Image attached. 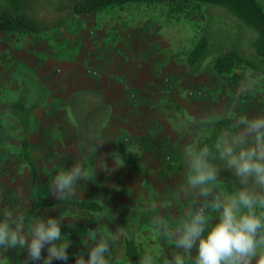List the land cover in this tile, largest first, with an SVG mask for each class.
Wrapping results in <instances>:
<instances>
[{
    "label": "rangeland",
    "instance_id": "rangeland-1",
    "mask_svg": "<svg viewBox=\"0 0 264 264\" xmlns=\"http://www.w3.org/2000/svg\"><path fill=\"white\" fill-rule=\"evenodd\" d=\"M73 1L29 0V13L43 30L42 35H24V38H20L22 45L30 49L29 37L35 41V45L37 41L40 43L46 59L49 56L60 58L61 73L68 74V82H98L94 80V75H90L88 60L98 58L100 61L102 57L101 60L109 64L107 79L114 82L110 97L115 101L121 98V88L118 87H121V82H131L133 89L138 88L147 96L167 95L171 103L182 108V114L186 119L188 117V121H206L211 124L227 121L236 131L240 130L239 119L243 116L239 114L234 101L232 104L227 103V98L215 94V85L220 82L232 85L243 82L244 87L245 82H264V73L237 63L231 71L218 74L211 68L213 56L199 73L190 72L186 63L187 53L197 39L205 35L214 46L237 50L258 67L264 68V58H260L253 47L256 33L236 21L225 8L195 1L180 4L166 1L130 3L95 13L74 15L70 10ZM258 2L262 6V0ZM123 22H131L132 25L141 23V31L136 39L137 51L131 55H121ZM163 27L167 29L163 30ZM135 32L137 29L130 31V34ZM128 41V47L132 48L130 43L133 39ZM153 46L159 48L157 54H149L148 49ZM118 57L121 74L117 65L112 67L111 63H118ZM70 61L77 64L71 65ZM70 66H75V69H69ZM89 77L92 81H84ZM149 80L151 86H142L149 84ZM132 93L133 90L128 94ZM74 100L78 104L77 120L63 114L57 120L55 130L51 125L40 130L38 127L33 129L29 149L37 164L38 178L33 181L30 168L23 159L16 161L14 175L21 180V184L19 191L14 192L16 195H12L8 201L13 207L11 216L23 215L26 229L35 219L47 216L61 219L63 242L69 243L66 264H74L75 259L71 258L86 251L85 244L94 233L103 236L114 233L110 264H128L124 259L125 232L122 228L105 216L60 202L50 190L55 174L79 163L90 169L95 178L81 181V185L68 199L95 200L114 212L133 230L141 258L152 254L156 264H166L176 254H182V250L177 249L172 242V231L195 208L206 206L215 196L230 195L225 184L217 181L213 193L203 197L198 188L193 189L189 184L187 189H179L175 177L169 186L162 183L165 169H168V173L174 171L173 175L177 176L174 170L177 165L175 160L172 163V157L176 158L179 153L163 149L158 161L146 162L145 159L143 165L135 164L134 156L140 152L134 153V147L126 137L128 135L121 131V100L117 102L119 114L109 113L105 105L101 109V103L88 92L75 94ZM173 112L175 118L170 127L175 144L181 140L188 141L185 152L195 148L199 131L189 129V124L180 119L179 112L174 108ZM75 124L77 127H74ZM187 129L191 132L185 136ZM149 154L147 150L142 151L144 157ZM166 155H171L169 161H166ZM182 156V162L185 163L179 168L187 169L189 165L185 153ZM35 201L49 205L34 206ZM7 217L0 213V220ZM211 222H216L215 213ZM165 230L168 235L164 234ZM259 251L264 252V246ZM195 256L193 248L185 254L186 264H195ZM24 259L26 253L23 251H0V264H24ZM52 264L65 262L54 260Z\"/></svg>",
    "mask_w": 264,
    "mask_h": 264
},
{
    "label": "crops",
    "instance_id": "crops-1",
    "mask_svg": "<svg viewBox=\"0 0 264 264\" xmlns=\"http://www.w3.org/2000/svg\"><path fill=\"white\" fill-rule=\"evenodd\" d=\"M261 4L264 8V0ZM130 23H121V55H131L137 51L138 42L136 39L139 37L138 32L141 31V23L137 22L135 25ZM135 29H137V32L130 34V31H135ZM166 29V27H163V30ZM26 34L28 33H20V35L4 33L0 30L1 214L6 217L13 214V207L10 206L8 201L12 195H16L14 192L19 191L21 184V180H18L14 175L16 161H22L23 159L26 166L30 168L22 156V142L25 131L28 144H30V137L31 133L34 132V128L38 127V130H40L41 127L51 125L55 130L56 122L63 114L67 118H76L77 120L78 104H76L74 97L79 92H88L92 97L94 96L101 103V109L105 105L108 107L106 111L109 113L119 114L121 111V131L128 135L126 137L130 139L134 147V153L136 151L140 152V154L137 153L134 156L135 164L143 165L145 159L146 162L158 161L163 149L164 151L179 153L176 158L172 157V163L175 160V165H177L175 168L177 169L172 168L171 171L174 169L177 176L173 175L174 171L168 173V169H165L164 182L162 180V183L169 186L175 177V184L178 185L179 189H187L190 167L187 169L179 167L185 163L182 162V155L185 153L184 148L188 145V141L186 143L181 140L179 144H175V140L172 138L170 123H172L173 114L169 109L171 101L168 100L167 95L153 94L147 96L142 93V90L133 89L131 82H121V87L118 86L121 88V98L118 99V101L121 100L120 110L118 109V101L110 97V91L113 90L115 85L114 82H109V78L107 79L108 72H110L109 66H107L109 64L106 65V61L101 60L102 57L100 61L98 58L88 60L90 75L91 77L94 75V80L98 82H68V74L61 73L62 60L60 58L49 56L46 59L45 50L40 47V43L37 41V45H35V41L29 37L30 49L22 45L20 38H24ZM32 34L42 35V32ZM129 39H133L130 43L132 48L128 47ZM158 49L157 46L149 48V54H157ZM138 52L141 53V51ZM113 56L115 55L113 54ZM70 63L71 65L77 64L75 61H70ZM111 63L112 67L117 65V70L120 73L119 57L118 63L114 61ZM69 69H75V66H70ZM91 77L87 80L84 79V81H92ZM242 83L237 82L233 85L228 82L217 83L214 89L215 94L223 95V98H227L225 101L227 103L232 104L234 101L239 114L242 116L264 115V82H245L244 87ZM151 84L152 82L149 80V84L142 86H151ZM163 84H166V82H163ZM131 90H133L132 95L128 94L131 93ZM215 102L217 103V101ZM15 103H20L22 111L13 107ZM34 119L41 121L35 122ZM74 127H77V124ZM197 130L199 136L195 139V145L201 137L212 133L213 126L201 127ZM190 132L187 129L185 136L190 135ZM249 142H251V139ZM146 150L150 154L144 157L142 151ZM165 157L166 161H169L171 155ZM178 172L181 174H177ZM36 202L40 201H35L33 204H36Z\"/></svg>",
    "mask_w": 264,
    "mask_h": 264
},
{
    "label": "clouds",
    "instance_id": "clouds-1",
    "mask_svg": "<svg viewBox=\"0 0 264 264\" xmlns=\"http://www.w3.org/2000/svg\"><path fill=\"white\" fill-rule=\"evenodd\" d=\"M239 131L222 128L214 142L185 152L191 175L188 184L209 197L217 182L219 168L215 159L232 170L244 187L228 196H215L206 206L188 213L172 231L174 246L182 250L166 264H186L185 254L195 248V264H264V115L243 116ZM251 139V142H249ZM96 152V147H95ZM95 175L84 165L72 164L52 178L50 190L59 200L74 194L81 181ZM216 222L212 223V215ZM25 217L8 216L0 220V251L26 253L24 264H52L69 259L68 242H63L62 223L56 216L32 221L26 229ZM166 229V226H165ZM165 235H168L165 230ZM115 234L94 233L85 244L86 251L75 256L74 264H110ZM139 264H156L152 254Z\"/></svg>",
    "mask_w": 264,
    "mask_h": 264
},
{
    "label": "trees",
    "instance_id": "trees-1",
    "mask_svg": "<svg viewBox=\"0 0 264 264\" xmlns=\"http://www.w3.org/2000/svg\"><path fill=\"white\" fill-rule=\"evenodd\" d=\"M172 1L180 4L181 2L195 1L199 3H211L222 6L236 21L241 22L246 28L256 33L253 41L255 53L264 58V8L257 0H74L71 3V14L84 15L101 11L109 7H118L130 3H154ZM29 0H0V30L4 33L20 34V33H39L43 30L41 24L36 21L29 13ZM213 56V57H212ZM212 57L211 68L218 74L231 71L237 63H242L254 71L264 73V68L258 67L254 62L246 58L239 51L234 49L218 48L210 43L205 35H201L189 53L187 54L186 63L188 70L192 73H199L206 61ZM13 107L22 111L20 103H15ZM173 118L175 113L173 108L180 114V119L189 124V129H199L203 126L212 125L213 131L210 135L201 137L196 147L202 144L211 145L217 133L222 129H230L236 131L227 121H221L211 124L206 121H188L182 114V108L178 104L171 103L169 106ZM27 133L25 131L22 142V156L31 168L32 179L35 182L38 178V169L29 151ZM219 168L217 181L225 184L228 192L244 187L240 178L236 177L234 172L223 165L218 158L215 159ZM191 175V171H190ZM60 202L75 206L83 211L93 212L107 217L117 227L122 228L125 232L124 239V259L128 264H139L141 259L135 240L134 232L130 229L114 212L105 205L91 199H63ZM49 205L46 202H36V205ZM71 259H75L74 257Z\"/></svg>",
    "mask_w": 264,
    "mask_h": 264
}]
</instances>
